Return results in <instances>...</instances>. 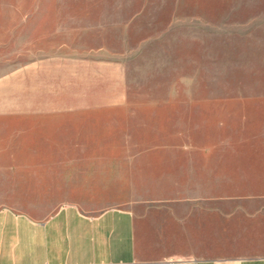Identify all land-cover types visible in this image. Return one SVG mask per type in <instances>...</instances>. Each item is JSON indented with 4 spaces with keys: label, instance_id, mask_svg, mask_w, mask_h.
I'll return each mask as SVG.
<instances>
[{
    "label": "crops",
    "instance_id": "0c3cea01",
    "mask_svg": "<svg viewBox=\"0 0 264 264\" xmlns=\"http://www.w3.org/2000/svg\"><path fill=\"white\" fill-rule=\"evenodd\" d=\"M34 11L28 57L0 73V204L68 190L46 217L0 207V264H264V0ZM138 27L243 30L235 94L213 115L196 103L187 143L174 127L148 143L124 58L95 32Z\"/></svg>",
    "mask_w": 264,
    "mask_h": 264
},
{
    "label": "rangeland",
    "instance_id": "374dc122",
    "mask_svg": "<svg viewBox=\"0 0 264 264\" xmlns=\"http://www.w3.org/2000/svg\"><path fill=\"white\" fill-rule=\"evenodd\" d=\"M109 1L0 0V73L28 57V32L31 30L28 21L35 18L33 15H38L34 10L72 4L107 5ZM237 31L241 33L243 30L184 27L95 30L104 35L108 44L124 58L129 78L128 98L140 106H146L141 108L142 114H145L142 135L147 136L150 145L168 140L173 127L175 131L180 130L179 141L187 143L189 112L198 110L194 106L199 102L212 101L213 107L207 110L210 114L211 111L218 112L214 107L220 103V99L235 94L230 90L236 88L237 61L234 54ZM173 117H179L178 121ZM5 159L8 161L4 164H11L10 157ZM67 190L39 188L35 190L37 203L16 202L0 204V207L28 213L34 218L46 217L60 207L57 201H61ZM120 190L123 189L115 192ZM102 192L104 190H100ZM79 206L85 211H92L105 205L92 203Z\"/></svg>",
    "mask_w": 264,
    "mask_h": 264
}]
</instances>
